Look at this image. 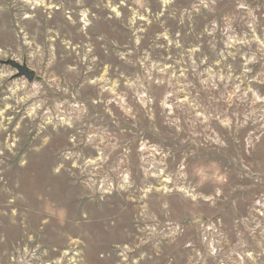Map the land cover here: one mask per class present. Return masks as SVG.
I'll list each match as a JSON object with an SVG mask.
<instances>
[{"label":"rangeland","instance_id":"374dc122","mask_svg":"<svg viewBox=\"0 0 264 264\" xmlns=\"http://www.w3.org/2000/svg\"><path fill=\"white\" fill-rule=\"evenodd\" d=\"M0 264H264V0H0Z\"/></svg>","mask_w":264,"mask_h":264},{"label":"water","instance_id":"95a60500","mask_svg":"<svg viewBox=\"0 0 264 264\" xmlns=\"http://www.w3.org/2000/svg\"><path fill=\"white\" fill-rule=\"evenodd\" d=\"M1 64L12 66L17 70V78H26L29 82H33L35 79V73L31 72L26 65H20L16 61L0 62Z\"/></svg>","mask_w":264,"mask_h":264}]
</instances>
